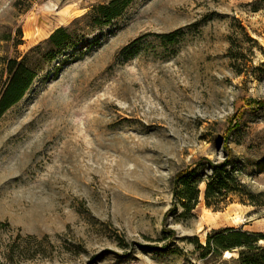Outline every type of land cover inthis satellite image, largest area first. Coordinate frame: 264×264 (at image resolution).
<instances>
[{
  "label": "rangeland",
  "instance_id": "obj_1",
  "mask_svg": "<svg viewBox=\"0 0 264 264\" xmlns=\"http://www.w3.org/2000/svg\"><path fill=\"white\" fill-rule=\"evenodd\" d=\"M106 1L0 0V85L5 59L55 28L71 42L0 117V260L234 264L195 242L224 226L264 237V9L132 0L95 25ZM227 152L262 203L172 211L175 172Z\"/></svg>",
  "mask_w": 264,
  "mask_h": 264
},
{
  "label": "trees",
  "instance_id": "obj_2",
  "mask_svg": "<svg viewBox=\"0 0 264 264\" xmlns=\"http://www.w3.org/2000/svg\"><path fill=\"white\" fill-rule=\"evenodd\" d=\"M131 1L108 0L97 4L92 10V23L103 25L110 22L119 16ZM246 5L251 11H257L264 9V0H250ZM18 33L20 34V30ZM174 33L164 36H171ZM69 37L66 27H57L43 43L34 45L19 56L5 59L6 79L0 85V117L23 97L37 75L42 61L52 59L59 50L71 43ZM231 156V152H227L222 160L202 157L175 172L171 180L172 211H177V207L180 206L182 209L180 214H192L200 201V196L204 205L214 210L224 208L233 196H238L252 205L261 204L258 197L262 193L252 192L242 181L232 164ZM262 238L264 237L260 234L244 230L242 227L224 226L212 229L206 235L203 244L196 238L195 244L202 257L207 254L221 256L223 252L235 249L237 256L232 259L234 264H264V245L258 243ZM0 264L22 263L0 260Z\"/></svg>",
  "mask_w": 264,
  "mask_h": 264
},
{
  "label": "bare ground",
  "instance_id": "obj_3",
  "mask_svg": "<svg viewBox=\"0 0 264 264\" xmlns=\"http://www.w3.org/2000/svg\"><path fill=\"white\" fill-rule=\"evenodd\" d=\"M232 220L235 221V222L241 221L242 217L240 215H235V216L232 217ZM227 253H229V252H227Z\"/></svg>",
  "mask_w": 264,
  "mask_h": 264
}]
</instances>
